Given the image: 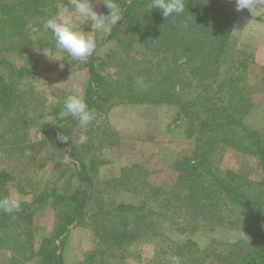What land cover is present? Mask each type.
<instances>
[{
  "label": "rangeland",
  "instance_id": "374dc122",
  "mask_svg": "<svg viewBox=\"0 0 264 264\" xmlns=\"http://www.w3.org/2000/svg\"><path fill=\"white\" fill-rule=\"evenodd\" d=\"M20 1L16 0L18 4ZM208 1L210 5L231 12L234 10L236 14L231 13V18L235 17L231 48L220 64V74L210 75L209 80L225 96L229 93L228 83L222 87L223 81L227 82L232 73L238 76L240 86L246 87L243 92L247 111L244 115L238 114L237 119L242 118L240 120L246 126L255 130H264V0H255L251 11L244 9L240 12L235 10V6L232 10L224 1ZM114 2L122 12L119 23L112 24L106 17L104 26L95 27L91 33L97 40L92 54L95 64L100 59L105 60L100 73L105 82L104 89L109 94L100 101L102 106H91L97 96L88 94L89 84L93 81L98 89L101 83L91 77L89 56L74 60L67 53L57 51L51 33L43 28L48 18L73 11L70 0H40L39 10L25 9L18 24L30 42L27 41L24 51L18 49L3 53L10 62L8 66L0 67V75L13 80L20 89L21 97L16 102L30 104L21 107L23 117L8 110L0 118V174H10V178L0 186V197H14L21 202V211L8 213L4 223L0 224V237L6 235L5 229L10 233L9 245L0 238V264H41L42 251L47 249L59 257L61 264H173V258H179L180 264H221L217 251L225 248L227 242L246 235L247 227L238 220L242 209H231L227 201L220 206L215 205L214 198L210 201L215 207L209 213V219L201 216L200 220L194 219V226L186 227L177 224V220L187 218L185 213H174L168 208L161 216V207L157 205L153 213H148L143 220L165 224L161 236L155 232L144 233L152 228L146 229L144 221H137L134 213L129 215L132 220L130 227L140 230L134 231L131 239L123 243H116L113 233L101 238L104 231L100 230L99 234V229H95L94 216L99 208L107 211V215L100 216L99 220L108 223L109 231L113 226H125L126 215L110 213V209L116 208L120 202H143L146 192L150 194L155 186L170 189V183L177 177L176 161L184 156L203 158L204 170L208 172L210 168L208 174L213 177L223 176L227 180L259 177L258 159L248 149L250 138L243 126L233 125L220 135L226 134V141L217 139L212 145L207 135L201 133V125L194 115H179L180 99L186 90L177 93L175 100H122L121 91L117 89L128 75L133 76L134 86L145 88L153 84L147 75H142L151 67L146 58L156 55L152 60L157 62L165 47L161 44L156 46L147 39H134V44L130 45L128 39L137 34L133 32L109 37L125 22L128 14L126 4L131 0ZM91 3L99 13L110 14L103 0H91ZM79 27L85 31L92 30L90 24H80ZM23 41L21 38L18 43L20 48ZM44 48L50 55L61 59L62 70L59 61L46 58ZM116 55L122 56L123 61H119ZM196 62L193 66L198 67L207 61L198 59ZM22 69L24 71L19 72ZM200 72L190 83L186 92L188 96L194 97L200 81L204 80L205 74L203 76V71ZM71 94L82 96L95 111L96 119L87 126L71 120L66 127V137L71 145L65 147L58 141L56 124L58 119L68 120L70 117L64 109V100ZM137 94L141 98L144 95ZM57 109L59 113L55 114ZM14 122L22 124L15 134L10 128V123ZM81 135L87 137L86 143H80ZM81 162L88 171L84 186H81L78 175ZM123 175L139 179L124 180L121 185L109 183L112 178ZM146 181L151 186H147ZM83 187L89 197L82 214L79 212L69 220L75 200L79 198L77 192ZM156 204V199L150 200V206ZM12 238L17 239V243ZM188 239L191 240L188 245L185 243L180 247L177 244Z\"/></svg>",
  "mask_w": 264,
  "mask_h": 264
},
{
  "label": "trees",
  "instance_id": "16d2710c",
  "mask_svg": "<svg viewBox=\"0 0 264 264\" xmlns=\"http://www.w3.org/2000/svg\"><path fill=\"white\" fill-rule=\"evenodd\" d=\"M122 1L127 3V0ZM221 1L227 3L233 10L232 7L235 6V0ZM151 2L152 0H131L129 4H126L128 14L125 22L115 28L109 36L122 32L125 36L129 32H133L137 34L136 37L128 39L130 45L134 44V39L139 41L147 39V42L153 41L156 46L161 44L165 47V50L161 51L157 62L154 63L152 60L156 55L146 58L147 63L151 64V67H148L147 71L142 75H147L148 81L153 84L145 88L139 85L134 86L133 76L131 74L128 75L122 80L117 89L118 92L121 91L122 100L140 102H159L163 99L175 100L177 93L182 90L187 92L190 83L195 79L194 77L200 75L202 70L203 76L205 74L204 80L200 81L195 96H188V93L186 94L185 92V96L183 95L180 99L181 111L179 115H194L193 117L201 125V133L207 135L208 142L212 145L217 139L226 141V134L222 137L220 135L231 129L233 125L243 126L250 138V148L248 147V149L258 159L257 169L259 177L256 179L247 178L246 180H235V178L227 180L225 177L217 175L213 177L209 175L210 168L208 172L204 170L203 158L193 159L184 156L182 160L178 159L176 161L177 177L170 183V189L164 190L162 187L155 186L156 189L151 191V187H148L151 193L146 192L143 202L138 204L120 202L116 208H113L116 210L110 209V213L117 212L121 215H126L125 226H113L111 231H109L108 223L104 220H99L100 216L107 215V211L104 208H99L94 216L95 229H99V234L100 230L104 231L101 234V238L113 233V240L116 243H123L131 239L134 231L140 230L137 227H130V222L132 221L129 217L130 213H134L133 215L137 221L138 219L143 220V218L145 219L148 216V213H153L154 208L159 205L161 207V216H164L165 210L168 208H171L174 213L178 211L185 213L187 218L180 221L177 220V224H182L186 227L194 226L193 222L200 220L201 216H204L206 220L209 219V213H212L213 207L215 205L220 206L221 203L227 201L231 209L233 207L242 209L239 218L243 219L238 218V220L244 222L243 225L247 227V232L243 238L229 241L225 244V248L217 251L218 260H220L221 264H264V130H255L246 126L241 121L242 118H240L241 120L237 119L238 114L244 115L247 111V106L244 104L246 98L243 92L246 87L244 85L240 86V78L238 76H234L232 73L227 82L223 81L225 84H222V87L228 83L227 91L229 93L225 96L209 80L210 75L218 76L220 74V64L222 60H225L223 58L227 50L231 48V33L235 19V17L231 18V13L233 15L236 14L234 10L231 12V10L220 8L217 5H210L208 0H185L186 6L183 13L165 17L160 9L154 8L150 10ZM39 4L40 0H22L19 4L16 0H0V67L2 65L8 66L10 62L8 56H4L3 53H11L18 49L19 51H24L26 49L28 45L26 43L30 41L29 38L25 37L23 30L20 29L18 21L25 9L26 11L34 12L39 10L37 8ZM21 38L25 41L22 42L20 48L18 43ZM118 59L121 62L123 61L122 56H119ZM198 59H203L207 62L204 66L196 67L195 64L193 66V63ZM95 60L92 55L89 56L90 74L93 79L103 85L99 84L98 89H96L93 81L90 82L88 94L97 96L91 104L92 107L102 106L100 101L104 100L109 94L104 89L105 82L100 73L105 60L100 59L97 64H95ZM213 63L215 65L214 68ZM23 71L22 69L19 72ZM30 71L32 72V70ZM176 74H182V76L175 77ZM205 79H207V82ZM177 83L179 85H176ZM213 86L215 88H213L211 93ZM157 88L159 91H157ZM19 90L13 80L6 79L3 74L0 75V118L3 113H8V110L15 111L23 117L21 115V107H28L30 103L19 104L16 102L19 99L18 97H21ZM100 90L103 92H100ZM137 93L144 95L141 98ZM58 113L59 109L55 110V114ZM71 120H73L71 116L68 117V120H57L56 131L59 136L62 134L67 135L68 128L66 127ZM29 121L26 120V122ZM21 126L22 124L19 122L10 123L13 134L20 130ZM110 134L108 133V136ZM58 141L65 147L71 145L69 140L61 142L58 139ZM81 163L82 167L81 170H78V175L81 177V186H84V179L87 177L88 171L85 164ZM133 177L136 176L123 175L122 177H114L109 180V183L121 185L124 180H134ZM9 178L10 174L7 172L0 174V186ZM136 179L138 180L139 178L136 177ZM146 185L151 186L147 181ZM77 194H79V198L77 200L74 198L76 201L73 209L74 215L72 214L69 220L73 219L79 212L82 214L84 204L89 197L84 187ZM213 198L215 199V205H211L210 202ZM152 199H156V206H150V200ZM149 215L151 216V214ZM8 216V212L0 211V224H3ZM143 221L147 227L146 229L152 228L144 233L155 232L157 235H163L162 230H164L165 224L158 225V223H153V220ZM231 223L235 224L236 222L231 221ZM139 225L140 222L138 223ZM190 229L188 228L189 231ZM5 230L6 235L0 238L6 245L10 242V233L7 229ZM16 241L18 240L15 239L14 242L17 243ZM190 242L191 240L188 239L184 243L179 241L177 244H180L181 247V244L186 243L188 245ZM18 246H21L20 242H18ZM42 258L41 264H61L59 257L50 249L42 251Z\"/></svg>",
  "mask_w": 264,
  "mask_h": 264
},
{
  "label": "clouds",
  "instance_id": "9594fccd",
  "mask_svg": "<svg viewBox=\"0 0 264 264\" xmlns=\"http://www.w3.org/2000/svg\"><path fill=\"white\" fill-rule=\"evenodd\" d=\"M71 8L66 14L58 13L56 16L48 18L43 28L45 32H50L52 39L55 41V49L60 52L67 53L74 60H79L91 56L97 47V40L93 32L95 27H103L105 18L110 23L117 24L122 18V12L118 10L114 0H103V3L110 9V14L105 15L96 11L91 0H70ZM255 0H235V10L240 12L244 9L252 10ZM185 0H152L150 10L160 9L165 17L173 14H181L185 11ZM80 24H90L91 31L81 30ZM43 54L46 58L53 61H59V67L62 70L64 65L57 56L49 54L44 48ZM51 99V97H49ZM64 109L70 116L78 121L80 126H87L96 119V113L89 107L86 101L79 94L68 95L64 100ZM58 139L61 142H67L68 137L64 134ZM87 137L80 136V143H86ZM0 211L3 212H19L21 211V202L14 197L0 198ZM173 264H180L179 258H173Z\"/></svg>",
  "mask_w": 264,
  "mask_h": 264
}]
</instances>
